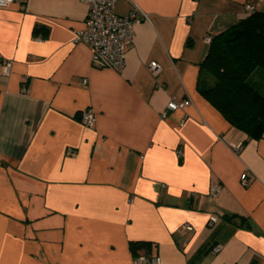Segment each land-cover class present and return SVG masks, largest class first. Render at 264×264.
Instances as JSON below:
<instances>
[{
    "label": "crops",
    "instance_id": "0c3cea01",
    "mask_svg": "<svg viewBox=\"0 0 264 264\" xmlns=\"http://www.w3.org/2000/svg\"><path fill=\"white\" fill-rule=\"evenodd\" d=\"M247 5L264 12V0H118V15L149 18L122 71L74 42L82 0L0 8V264H264V135L232 127L198 89L206 37ZM131 242L151 246L134 255Z\"/></svg>",
    "mask_w": 264,
    "mask_h": 264
},
{
    "label": "trees",
    "instance_id": "16d2710c",
    "mask_svg": "<svg viewBox=\"0 0 264 264\" xmlns=\"http://www.w3.org/2000/svg\"><path fill=\"white\" fill-rule=\"evenodd\" d=\"M198 89L231 124L251 139L264 135V12L212 37ZM149 242H131L134 255Z\"/></svg>",
    "mask_w": 264,
    "mask_h": 264
},
{
    "label": "built area",
    "instance_id": "2783aa9c",
    "mask_svg": "<svg viewBox=\"0 0 264 264\" xmlns=\"http://www.w3.org/2000/svg\"><path fill=\"white\" fill-rule=\"evenodd\" d=\"M19 0H0V8H6ZM87 5L88 12L84 22V28L75 32L74 42L86 44L92 50V64L96 68H110L122 71L125 67V59L128 50L133 46L135 40V25L140 21L149 20L148 15L137 6H133L130 13L120 16L116 13L118 0H82ZM252 13L254 7L246 6ZM211 36H207L205 41L210 44ZM5 76H9L12 71L13 62L5 60L3 62ZM151 73L157 78L160 66L157 62H151L148 66ZM86 82V81H85ZM190 106L188 100L176 102L171 100L167 111L183 110ZM166 116V113H164ZM95 112L91 109L85 110L82 114V122L87 127H92L95 122ZM243 184L248 181L243 178ZM219 191V187H214L211 194ZM217 222L216 217H212L210 223ZM191 229V227H186ZM220 247L216 246L214 252H218ZM135 264H161V258L157 256L139 255L135 258Z\"/></svg>",
    "mask_w": 264,
    "mask_h": 264
},
{
    "label": "rangeland",
    "instance_id": "374dc122",
    "mask_svg": "<svg viewBox=\"0 0 264 264\" xmlns=\"http://www.w3.org/2000/svg\"><path fill=\"white\" fill-rule=\"evenodd\" d=\"M262 93H264V88H263V90H262Z\"/></svg>",
    "mask_w": 264,
    "mask_h": 264
}]
</instances>
